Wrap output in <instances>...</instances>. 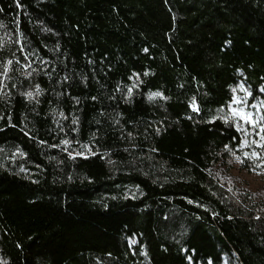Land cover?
<instances>
[{
    "label": "trees",
    "instance_id": "16d2710c",
    "mask_svg": "<svg viewBox=\"0 0 264 264\" xmlns=\"http://www.w3.org/2000/svg\"><path fill=\"white\" fill-rule=\"evenodd\" d=\"M243 87L264 0H0V264H264Z\"/></svg>",
    "mask_w": 264,
    "mask_h": 264
},
{
    "label": "rangeland",
    "instance_id": "374dc122",
    "mask_svg": "<svg viewBox=\"0 0 264 264\" xmlns=\"http://www.w3.org/2000/svg\"><path fill=\"white\" fill-rule=\"evenodd\" d=\"M234 97L243 100L244 103L234 104ZM234 97L229 105L231 113L232 108L243 107L245 112H250L252 114L254 120L264 117V101L253 100L244 87L235 93ZM233 119L236 128L241 134V155L234 163L231 173L239 179V185L256 191L264 185V140H261V136H264V131L260 130L264 128V121L260 122L259 127L254 128L250 124L244 123V121L240 120L238 117H233ZM245 141H247V144H245ZM253 141L256 143H253ZM253 152L257 153L260 159L249 158ZM245 153H247L248 156H246ZM241 161H243V163H241ZM247 165H250V167ZM256 165H261V167H256ZM223 264L230 263L225 259Z\"/></svg>",
    "mask_w": 264,
    "mask_h": 264
},
{
    "label": "snow or ice",
    "instance_id": "6c2138e0",
    "mask_svg": "<svg viewBox=\"0 0 264 264\" xmlns=\"http://www.w3.org/2000/svg\"><path fill=\"white\" fill-rule=\"evenodd\" d=\"M9 63H11V61H9ZM130 93H131V89H129V94ZM29 95H31V93H29ZM156 95H159V94L157 93ZM233 103L234 104H242V103H244V101L234 97ZM193 110L195 111L196 108L194 107ZM232 115H233V117H238L240 120L244 121V123L250 124L254 128L259 127L260 122L264 121V117H260L258 120H254L252 117V114L250 112H245L243 107L232 108ZM260 130L264 131V128H261ZM261 140H264V136H261ZM64 143H67V141H65ZM253 143H256V142L253 141ZM245 144H247V141H245ZM245 155L248 156L247 153H245ZM249 158L260 159V156L257 153L253 152ZM241 163H243V161H241ZM256 167H261V165H256ZM134 242L135 241H133V243Z\"/></svg>",
    "mask_w": 264,
    "mask_h": 264
}]
</instances>
